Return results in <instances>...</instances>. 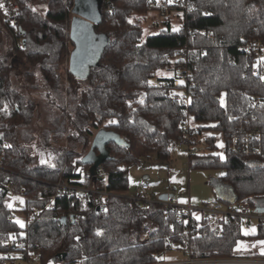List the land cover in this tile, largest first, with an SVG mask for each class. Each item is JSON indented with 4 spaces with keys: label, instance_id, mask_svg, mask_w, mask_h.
I'll use <instances>...</instances> for the list:
<instances>
[{
    "label": "trees",
    "instance_id": "16d2710c",
    "mask_svg": "<svg viewBox=\"0 0 264 264\" xmlns=\"http://www.w3.org/2000/svg\"><path fill=\"white\" fill-rule=\"evenodd\" d=\"M8 1L17 6L18 24L4 23L0 9V46L3 38L11 41L0 50V264H15L4 257V247L21 240L23 258L38 256L37 264H152L168 251L169 241L185 243L192 259L235 257L238 241L246 238L235 222L223 223L221 236L203 221L188 230L174 216L164 217L157 204L144 208L129 199L103 201L96 195L80 204L76 193L56 184L126 195L129 169L152 155L169 169L178 143L188 133V145L199 150L188 155L190 171H220L217 181L232 192L236 203L264 207V79L254 73L257 63H264V0H162L163 5L155 7L149 6L151 0H103L101 23L94 29L110 42L85 80L67 72L66 88L57 68L72 48L68 33L73 0ZM38 2H46L43 13L34 8ZM150 11L165 17L179 12L178 27L166 19L162 29L144 37L134 15ZM16 58L38 69L48 90L43 95L60 111L54 135L65 134L69 147L61 149L54 165L35 164L18 139L36 105L12 83ZM183 65L192 70L180 84L183 98L156 88L171 76H158L160 71L172 74ZM23 74L36 89L35 74ZM60 117L68 124L67 134ZM101 128L125 143L107 144L104 173L81 182L79 170L90 167L81 159ZM216 134L224 144L223 159ZM250 135L254 137L248 148H259L260 154L246 152L244 138ZM9 189L25 191L19 210L23 226L8 205ZM146 223L150 234L142 240ZM254 237L264 239V228Z\"/></svg>",
    "mask_w": 264,
    "mask_h": 264
},
{
    "label": "built area",
    "instance_id": "2783aa9c",
    "mask_svg": "<svg viewBox=\"0 0 264 264\" xmlns=\"http://www.w3.org/2000/svg\"><path fill=\"white\" fill-rule=\"evenodd\" d=\"M0 4L3 7H0L3 13V22L17 27L18 21L15 16V12L17 6L12 1L8 0H0ZM163 3L156 2V0H151L149 3L150 7L162 6ZM256 44V43H254ZM248 47V46H247ZM246 47V48H247ZM249 49V47H248ZM181 60L183 62L186 61V57L184 55L181 56ZM264 68L263 62H258L254 67V73L262 79L264 77V73L261 69ZM192 73L190 67L183 65L176 67L172 72L169 80L162 81L156 83V88H163L168 91V94L177 96L178 98H183L184 95L182 91H180V84L186 81V78L189 77ZM187 101V98H185ZM258 103L256 99L254 101ZM189 127V126H188ZM187 130V129H186ZM258 133L255 134L257 136ZM254 135H250L249 138L245 139L244 148L246 152L260 154L259 148H248V140H252ZM190 141V137L188 133H185L182 137L181 141L178 143L181 146L186 147L187 155L191 153H197L199 150L197 147L189 146L188 142ZM237 142V140H234ZM2 170L1 158H0V171ZM97 173H104L102 166H99L96 169L95 176H91L89 171L84 169L79 170V178L80 181L83 182L87 176H91L93 178L96 177ZM107 176L106 174H104ZM56 188L62 191H69L72 193H76L79 203L84 204L86 196L96 195L102 198L104 201L108 198H125L136 203L142 205L144 208H147L149 205L157 204L160 206L164 217L172 215L178 223L188 226V230L197 229L200 225V222H207L211 224L212 230L216 235L221 236L223 233L222 224L229 223H237L240 226L241 233L244 235H248L252 226V223H256L257 227L264 228V213L258 212L255 208L251 207L248 202L244 203H236L233 199H230L227 202H217L212 201L204 204H191V203H180L177 198L172 194L171 197L167 198V200L162 201L158 198H153V193L150 191V187L148 184H141L137 188H135L132 192H128L126 195L119 194L117 192H108V191H99L93 188H84L68 185L63 181H59L56 184ZM14 192L12 189L8 190L7 195L10 196ZM25 191L21 189L18 193L20 196H24ZM100 209L104 208V203H101L99 206ZM172 222V221H171ZM172 224V223H171ZM170 224V225H171ZM190 225V226H189ZM151 226L149 223H146L142 228V240H146L149 237ZM185 246V243H184ZM184 246H181L179 243L174 241H169L168 243V251L162 255H178V258L167 259L163 261H159L160 256H157L158 260L152 264H264V259L260 258H200V259H192L188 256V251ZM24 242L21 241H8L5 244L4 257L7 260H13L15 264H37L39 261V257L35 255H29L26 259L23 258L22 251L24 250Z\"/></svg>",
    "mask_w": 264,
    "mask_h": 264
},
{
    "label": "rangeland",
    "instance_id": "374dc122",
    "mask_svg": "<svg viewBox=\"0 0 264 264\" xmlns=\"http://www.w3.org/2000/svg\"><path fill=\"white\" fill-rule=\"evenodd\" d=\"M156 2L163 3L162 0H156ZM34 8L43 13L46 9V2H38L34 4ZM180 13L176 11H171L166 17L162 16L158 13V11H150L144 15H134V20L139 22L143 29V36L146 37L148 35L156 33L158 30L162 29L164 26V21L167 19L170 21L171 26L173 28H177L179 25ZM10 39L3 38L2 46H0V50L2 48H8L10 45ZM72 48H70L71 50ZM13 64L16 69L12 76V83L15 87H21L22 91L25 92L27 98L31 99L35 105L34 116L24 130L20 129L18 134V139L23 147L28 150V154L33 158L35 164L44 162L49 165H54L57 154L60 153L61 149L69 147V143L65 137V134L62 136H55L56 132V123L57 116L60 115V111L56 108L52 107L51 103L47 98L43 95V91H48L45 87V83L38 72L37 68H32L29 64L25 62L24 59H13ZM25 71H29L30 73H34L36 76V85L37 88H30L28 83L25 80V75L23 74ZM67 72H68V58L64 62V64L60 65L57 68V73L60 75L61 83L66 88L68 86L67 81ZM171 72L168 70H162L158 73V76H169ZM155 82V79L150 81ZM78 87L79 90H82L84 85L81 83ZM76 93H79L77 90ZM66 102H69L68 98H66ZM65 104V103H64ZM66 105V104H65ZM66 107V106H65ZM70 106H68V109ZM67 109V110H68ZM69 112V111H68ZM65 119L60 117V120ZM66 134L68 130V124L65 122ZM96 133V132H95ZM209 133L204 134L203 136H207ZM216 142L218 146V154L220 157H224V144L222 141V137L219 134H216ZM91 144V142H90ZM89 150V149H88ZM186 147L178 145L174 152V161L169 169H167L164 163L158 162L154 160V156H150L151 160L145 162V164L141 166H133L129 169V193L133 191L134 187L142 182H146L150 191L153 193V198H158L161 194H173L176 198L180 192L187 191L192 189V184L194 182V178L191 179L188 177V167H184L185 161L179 156L181 151H185ZM187 151V150H186ZM87 153V152H86ZM85 153V154H86ZM84 154V155H85ZM184 155V154H183ZM185 158V157H184ZM170 170V171H169ZM179 172L181 176L177 182H174ZM193 175H198L200 179H207L208 183L211 178H217L220 174V171H202V170H194L190 171ZM191 180V181H190ZM199 180V179H198ZM195 184V183H194ZM200 184V182H199ZM202 184V183H201ZM196 185V184H195ZM209 185V184H208ZM173 187L176 188V191H173ZM194 190V188H193ZM178 200V199H177ZM8 205L14 209L16 212L14 214V220L23 225L25 222L24 215L19 212V210L23 207V197L12 193L8 199ZM256 223H252L251 231L248 234L249 240H252V235L256 231ZM251 236V237H250ZM240 246V243H238ZM237 246V247H238ZM171 255H161L159 261L167 260Z\"/></svg>",
    "mask_w": 264,
    "mask_h": 264
},
{
    "label": "water",
    "instance_id": "95a60500",
    "mask_svg": "<svg viewBox=\"0 0 264 264\" xmlns=\"http://www.w3.org/2000/svg\"><path fill=\"white\" fill-rule=\"evenodd\" d=\"M102 6L103 0H73L68 33L72 43L68 56V71L78 80H85L91 69L99 64L110 42L104 33H97L94 29L95 25L101 23ZM109 143L124 145L125 142L118 134L104 128L99 129L92 137L89 150L81 159L83 165L90 166L91 176H95L96 169L109 159L106 150ZM215 192L220 196L218 188H215ZM171 196L172 194H162L158 199L165 201ZM257 211L264 213V207L258 208ZM60 221L64 222L65 218Z\"/></svg>",
    "mask_w": 264,
    "mask_h": 264
},
{
    "label": "crops",
    "instance_id": "0c3cea01",
    "mask_svg": "<svg viewBox=\"0 0 264 264\" xmlns=\"http://www.w3.org/2000/svg\"><path fill=\"white\" fill-rule=\"evenodd\" d=\"M181 152L182 153H180L179 156L185 161L184 167H186V166L188 167L187 151L185 150V151H181ZM188 171H189L188 177L190 178V176H191V179L194 178L195 180L192 184L191 191L189 190V188H190V186H189L187 191L185 190L184 192H180V194L178 195L177 199L180 203H191V204L197 205V204H204V203H208V202H212V201H217L218 199H220L222 202H227L230 199H233L232 192L228 188L224 187L222 184H220L217 181V178L221 176V173L219 174V176L217 178H211L209 180V183H208L207 179L202 180L199 178L198 175H193L192 173H190L189 168H188ZM176 175H178V176L175 179L173 178L174 182H177L180 179L179 177L181 176V174H179V172ZM199 182H200V184H199ZM141 184H147V183L142 182V183L136 185L134 187V189L137 188L138 186H140ZM193 188H194V190H193ZM215 188L219 189L220 196H218L216 194ZM172 190L176 191V188L173 187ZM255 226H256V231L252 235V238H253L252 240L247 239V238H249V236L245 235L246 238L238 241V243H240V246H238V243H237V245L235 247V253H236L235 257H237V258H253V259L254 258H260V259H264V239L254 237V235L258 231L257 225H255ZM250 231H251V229H250ZM250 255H252V256H250ZM171 256L172 257H170L169 259H174V258L176 259L179 257L178 255H171Z\"/></svg>",
    "mask_w": 264,
    "mask_h": 264
},
{
    "label": "snow or ice",
    "instance_id": "6c2138e0",
    "mask_svg": "<svg viewBox=\"0 0 264 264\" xmlns=\"http://www.w3.org/2000/svg\"><path fill=\"white\" fill-rule=\"evenodd\" d=\"M0 7H3L2 4H0ZM33 11H35V9H33ZM262 79H264V77H262ZM112 123H115L114 121ZM6 147H8V145H6ZM221 159H223V157L221 156ZM42 163L44 162L43 160L41 161ZM23 226V225H21ZM97 235H100V233L98 232Z\"/></svg>",
    "mask_w": 264,
    "mask_h": 264
}]
</instances>
